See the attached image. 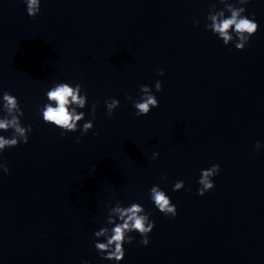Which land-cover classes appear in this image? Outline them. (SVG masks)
<instances>
[{"label": "clouds", "instance_id": "clouds-1", "mask_svg": "<svg viewBox=\"0 0 264 264\" xmlns=\"http://www.w3.org/2000/svg\"><path fill=\"white\" fill-rule=\"evenodd\" d=\"M28 16L35 18L40 14L41 0H24ZM224 5L221 10L216 9V3L211 4V10L207 16L210 23L205 24V28L211 30L225 46L235 43L237 50L243 51L249 44L250 39L259 30V24L254 18H249L246 8L250 0H218ZM239 5V6H237ZM226 12L230 15L226 16ZM199 27V21H195ZM158 75H165L163 70L158 71ZM155 89L157 92L162 91V84L156 81ZM142 93L139 100L133 101V107L136 109V116H147L153 108L159 107V101L153 94L148 85H141ZM47 103L41 109L43 121L62 130L61 135L68 132L80 131L81 136L93 130L94 123L89 120L85 122L82 129L79 122L84 120L85 113L78 111L84 109L87 105V94L84 92L82 85L77 83L75 86L68 82H58L54 84L47 92ZM128 99H131L129 96ZM2 107L0 112L4 115L0 116V131L7 132L12 130L10 137L0 135V154L7 148L18 146L21 142L27 144L29 141L28 134L32 131L31 125L22 126L20 117L24 115L16 96L5 91L2 93ZM107 116L111 118L114 110L119 106L120 101L111 98L104 101ZM98 102L91 107L93 117H95ZM77 143L80 139L77 138ZM257 149L261 144L257 142ZM159 153L154 152L153 159H156ZM4 158L0 155V161ZM0 170L5 174H10V169L6 162H0ZM220 172V165L214 164L208 169H202L198 183L200 187L197 189V195L204 196L207 192L215 187L213 177ZM167 179V177H163ZM185 187L184 181H177L173 186V191H179ZM189 191L191 189H188ZM150 198L155 207L165 216L175 217L177 215L176 205L172 203L171 198L163 191L159 185H154L149 190ZM150 214L145 212L144 207L133 202L129 206H123L117 201L114 206L109 204L108 214L105 226L93 232L94 247L100 254L102 259L112 261L114 264H120L125 257V244H132L135 237L130 233H139L142 237L140 243L147 246L150 243L149 234L155 227V222L150 220ZM111 225V227H109ZM103 238V242H101ZM82 264H88L87 261Z\"/></svg>", "mask_w": 264, "mask_h": 264}]
</instances>
